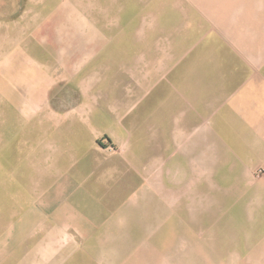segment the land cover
<instances>
[{
	"label": "crops",
	"instance_id": "1",
	"mask_svg": "<svg viewBox=\"0 0 264 264\" xmlns=\"http://www.w3.org/2000/svg\"><path fill=\"white\" fill-rule=\"evenodd\" d=\"M93 2V37L87 0H68L77 35L55 38L37 35L38 0H0V110L17 103V132H0V264H48L18 260L17 236L74 199L69 174L154 173L164 201L264 186V0Z\"/></svg>",
	"mask_w": 264,
	"mask_h": 264
},
{
	"label": "rangeland",
	"instance_id": "2",
	"mask_svg": "<svg viewBox=\"0 0 264 264\" xmlns=\"http://www.w3.org/2000/svg\"><path fill=\"white\" fill-rule=\"evenodd\" d=\"M93 1L86 3L87 37L95 35ZM67 2L38 0L37 12L32 15L37 16L39 37L50 35V30L55 38L67 30L77 35L78 29L71 28L73 21L69 23L65 17ZM70 11L77 14L76 8L70 7ZM102 15L109 20V12ZM97 31L110 33L108 28ZM71 44V55L82 47L76 39ZM54 47L56 51L58 45ZM94 64L92 59L87 68ZM76 83L72 80L70 85ZM57 89L61 96L62 87ZM12 98L0 110V132L6 134L17 132V103ZM5 158L10 160L8 152ZM114 161L111 165H116ZM13 176L8 173L6 179L12 181ZM69 176L71 185L79 187L74 199L68 194L61 198L53 208L54 220H39L32 236L31 231L17 236L18 260L46 259L48 264H264V186L247 190L246 199L239 189L227 190L219 182V188L202 198L199 192L203 190H193L192 195L183 190L178 198L171 189L164 201L154 173L82 172ZM147 176L149 186L144 182ZM25 177V173H17V184H23ZM262 177L263 173H255V179ZM16 187L13 182L4 191L7 194ZM11 213L17 218V207ZM10 221L7 218V223ZM29 247L34 252H26Z\"/></svg>",
	"mask_w": 264,
	"mask_h": 264
}]
</instances>
